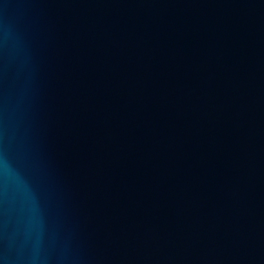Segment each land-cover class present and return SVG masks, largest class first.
<instances>
[{
    "label": "water",
    "instance_id": "95a60500",
    "mask_svg": "<svg viewBox=\"0 0 264 264\" xmlns=\"http://www.w3.org/2000/svg\"><path fill=\"white\" fill-rule=\"evenodd\" d=\"M0 264H264V0H0Z\"/></svg>",
    "mask_w": 264,
    "mask_h": 264
}]
</instances>
